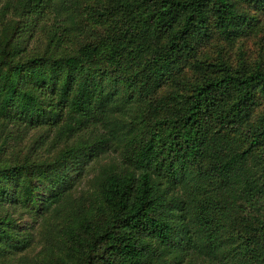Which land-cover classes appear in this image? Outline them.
Masks as SVG:
<instances>
[{
    "label": "trees",
    "instance_id": "trees-1",
    "mask_svg": "<svg viewBox=\"0 0 264 264\" xmlns=\"http://www.w3.org/2000/svg\"><path fill=\"white\" fill-rule=\"evenodd\" d=\"M0 264H264V0H0Z\"/></svg>",
    "mask_w": 264,
    "mask_h": 264
}]
</instances>
